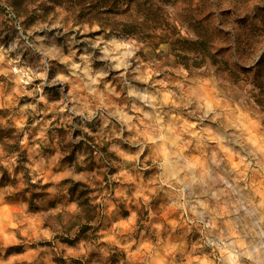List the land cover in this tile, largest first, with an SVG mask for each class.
Wrapping results in <instances>:
<instances>
[{
    "label": "rangeland",
    "instance_id": "374dc122",
    "mask_svg": "<svg viewBox=\"0 0 264 264\" xmlns=\"http://www.w3.org/2000/svg\"><path fill=\"white\" fill-rule=\"evenodd\" d=\"M263 62L264 0H0V264H264Z\"/></svg>",
    "mask_w": 264,
    "mask_h": 264
},
{
    "label": "trees",
    "instance_id": "16d2710c",
    "mask_svg": "<svg viewBox=\"0 0 264 264\" xmlns=\"http://www.w3.org/2000/svg\"><path fill=\"white\" fill-rule=\"evenodd\" d=\"M111 1L114 5L116 4V0ZM14 4L17 5V3L15 2ZM261 58H263V55ZM18 143L19 140L16 138V136L7 135L6 137H4V139H2L3 154H9L14 151H19ZM66 180H64L63 182H65ZM68 189L70 190L71 195H73L75 200L77 201L78 207L73 213H71L70 218L61 223L62 228H58V226L52 227L54 230L62 229L66 234H71L72 229L75 228L77 232L76 238H63L64 241H67L69 243L80 239H83L85 241L92 240L97 236V228L91 223L95 220L97 214H99V204L93 203L89 196L90 192L93 191V189L90 188L87 183H84L82 181L73 183L72 187ZM38 194L39 193L37 192H32V199L36 198ZM61 215L62 212L58 213L57 216L60 217ZM114 249L115 250L110 253L106 260H98L97 264H118L119 261L124 258L125 254L122 251L116 250L117 248ZM83 261L85 260H82V262ZM15 264H26V262L20 261L16 262Z\"/></svg>",
    "mask_w": 264,
    "mask_h": 264
},
{
    "label": "clouds",
    "instance_id": "9594fccd",
    "mask_svg": "<svg viewBox=\"0 0 264 264\" xmlns=\"http://www.w3.org/2000/svg\"><path fill=\"white\" fill-rule=\"evenodd\" d=\"M130 54H131V53H129V55H130ZM230 264H236V261H235V258H234V257L232 258Z\"/></svg>",
    "mask_w": 264,
    "mask_h": 264
}]
</instances>
